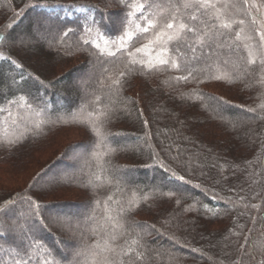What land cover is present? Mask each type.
Instances as JSON below:
<instances>
[{"label": "trees", "instance_id": "16d2710c", "mask_svg": "<svg viewBox=\"0 0 264 264\" xmlns=\"http://www.w3.org/2000/svg\"><path fill=\"white\" fill-rule=\"evenodd\" d=\"M185 2L0 0V264H94L133 239L145 264H264V43L242 0L239 40ZM158 5L197 34L152 43Z\"/></svg>", "mask_w": 264, "mask_h": 264}, {"label": "snow or ice", "instance_id": "6c2138e0", "mask_svg": "<svg viewBox=\"0 0 264 264\" xmlns=\"http://www.w3.org/2000/svg\"><path fill=\"white\" fill-rule=\"evenodd\" d=\"M244 9H258L259 6L255 3V0H242ZM195 7L199 10H211L212 17L217 21V24L214 26L217 29L231 30L234 24L240 25V31L235 33V38L237 40L241 39V34L244 32L245 20L244 19H236L235 14L240 12V4L237 2H233V0H195V5L192 3L186 2L182 4L180 7L188 8ZM137 7L143 11L145 5L140 3ZM152 7V5H149ZM157 8L159 11L154 15L153 19L148 21L149 27H158L159 30L156 34L155 40L152 43L163 42V41H176L179 43L183 39L184 33L187 31L192 34H197L198 29L194 26H190L187 23L179 20V18L175 15L176 12L179 11V8L176 5H171V11L167 6L158 5ZM168 12V16L163 18V22H160V18L164 12ZM249 17L250 22L255 26L256 35L260 37L261 40H264V14L253 13L251 11L246 13ZM191 21H198L199 17L195 14L189 17ZM144 31H148V27L143 29ZM68 31H71L69 29ZM202 34L196 36L195 43L203 45L206 40L213 39L216 35L215 32H212L210 29L205 26V29L200 30ZM67 35V32L64 33ZM3 37L0 36V40ZM99 47V45H97ZM191 52H195L196 48L189 45ZM141 49H137L139 52ZM177 55L179 57H183L185 55L184 52H181L179 48L175 49ZM110 55H114V53H109ZM257 53L249 52V63H256L255 55ZM135 63V61H134ZM143 63V62H141ZM169 60H160V65L169 64ZM264 63V61H262ZM173 67H179V64L175 62V60L171 61ZM150 67H155V65H150ZM123 75V73H121ZM192 73L189 71L188 76H191ZM188 76L182 77L183 79H188ZM221 78V77H217ZM118 83L119 81H114ZM102 116H107V113H102ZM97 132V135L100 134L99 128L94 129ZM182 179V177H181ZM114 228L122 227L118 222L114 223ZM112 240H115L116 237L114 234L110 237ZM119 248V250H117ZM144 245L140 244V241L137 239H133L128 242L127 247L121 246H112L107 240L104 241L103 244L97 243L95 245V250L92 251L91 256L93 258L94 264H145V261L148 257L146 251H141ZM29 259H31L29 257ZM23 264H28V261H23ZM44 264H47L45 261Z\"/></svg>", "mask_w": 264, "mask_h": 264}, {"label": "rangeland", "instance_id": "374dc122", "mask_svg": "<svg viewBox=\"0 0 264 264\" xmlns=\"http://www.w3.org/2000/svg\"><path fill=\"white\" fill-rule=\"evenodd\" d=\"M255 3L259 6V8L258 9H251V8H249L250 9V11L251 12H253V13H259V14H264V5H263V3H262V1L261 0H255ZM260 38V37H259ZM24 39V38H23ZM28 39V41L30 42L31 40H36L37 42H45V41H48V37H45V36H41L40 34H39V32H37V31H35V33H32L30 36H29V38H27ZM263 41V43H264V40H262ZM194 54H197V53H195L194 52ZM202 58H203V61L205 62V61H207L208 59H209V54L207 53V52H205L203 55H201L200 53H198ZM77 81H78V79H76ZM77 83V82H76ZM214 88V86L211 88V89H209V90H213V91H215V88ZM83 89H85V85L84 84H82V83H77V87H76V91H75V94H78L79 95V93H80V91H83ZM227 96H229V98L231 97H233L234 96V94H232V96H230V95H227ZM80 168H81V166H80ZM57 176H60V175H58L57 174ZM124 178H126V179H129V178H132V177H127V176H123ZM133 179H135L136 181H138V182H140V181H143V179L141 180V178H138V177H136V178H134L133 177ZM171 188H176L175 186L174 187H172V186H170ZM46 215L47 216H52L53 215V213L52 212H46ZM60 222H62V221H64L65 222V224H67V225H69V226H67V227H69L72 231L73 230H79L80 229V226L79 225H76V224H74V222L75 221H78V222H80L81 220H82V222L80 223V225H82L85 221V215H82V213L80 214V215H77L76 216V218H64V219H62V220H60V219H58ZM57 220V221H58ZM74 221V222H73ZM63 223V222H62ZM78 224V223H77ZM78 256V247H77V245H73V246H71V247H69L68 249H67V257H68V259L69 260H73L74 259V257H77Z\"/></svg>", "mask_w": 264, "mask_h": 264}]
</instances>
